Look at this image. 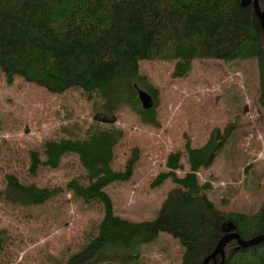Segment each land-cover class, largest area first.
<instances>
[{"label": "trees", "instance_id": "trees-1", "mask_svg": "<svg viewBox=\"0 0 264 264\" xmlns=\"http://www.w3.org/2000/svg\"><path fill=\"white\" fill-rule=\"evenodd\" d=\"M261 28L252 5H242L240 0H0V71L7 82L22 77L52 92L77 89L99 100L101 114L113 115L128 105L141 121L158 126V88L139 71L140 58L173 60L174 76L186 75L192 60L198 58L235 62L243 75L242 82L224 85L227 112L232 115L227 125L213 127L201 145L194 146L186 138L183 150L167 154L166 170L159 171L150 185L167 178L174 185L151 220L115 213L105 188L113 181L128 180L133 172L137 156L133 150L119 168L112 163L121 128L95 122L82 123L81 129L59 126L43 140L41 150H29L26 170L31 174L39 167H57L63 156L75 153L85 180L76 176L64 187L85 203L101 201L104 208L95 232L63 264H144L141 244L161 232L179 240V264H202L227 231L245 239L264 231V159L253 160L256 149L264 144L255 143L251 136L264 132ZM238 82L244 89L237 88ZM138 87L152 95L151 107L141 106ZM251 91L257 109L250 119L243 108L245 93ZM182 154L188 169L179 175ZM218 156L227 159L234 178L242 165L244 169L251 166L259 178L258 201L255 206L252 202L251 209L244 200L232 207L237 185L227 183L218 191L209 179L199 178V169ZM60 191L58 185L40 186L7 172L0 202L37 206ZM8 239L9 232L0 227V250ZM224 252L221 264H264V240L240 246L231 238ZM221 257L218 253L207 264H220Z\"/></svg>", "mask_w": 264, "mask_h": 264}, {"label": "rangeland", "instance_id": "rangeland-1", "mask_svg": "<svg viewBox=\"0 0 264 264\" xmlns=\"http://www.w3.org/2000/svg\"><path fill=\"white\" fill-rule=\"evenodd\" d=\"M173 67V60L139 59V71L158 88V126L141 121L128 105L113 115L101 114L94 95L89 99L73 88L52 92L22 77L9 83L0 71V186L5 174L12 172L24 181L40 186L55 184L61 190L37 206L0 202V227L9 232L7 245L0 250V264H63L84 246L103 216L101 201L85 203L64 187L70 178L85 180L75 153L63 156L57 167H39L35 174L26 170L29 150H41L43 140L56 133L59 126L81 129L82 123L95 122L98 126L111 124L121 128L122 135L114 147V167L119 168L132 150L137 156L128 180L113 181L105 187L113 211L132 220H151L156 216L168 189L174 185L170 178L157 186L150 185L159 171L166 170L167 154L177 148L183 150L186 138L198 146L206 141L213 127L224 128L232 117L227 112L224 85L232 80L243 81L240 67L232 61L194 59L184 76H174ZM251 68H255V63ZM239 82L237 88L244 89ZM252 93H245L243 108L250 119L257 109ZM251 136L255 143L264 144L262 130ZM224 158L218 156L200 168L199 178L209 179L218 191L227 183L237 185L232 207L244 200L251 209L252 202L255 206L258 201L259 178L251 166L244 169V165L234 178ZM263 159L264 148L259 147L253 160ZM181 163L182 167L176 170L179 175L188 169L185 154L181 155ZM261 178L264 181V175ZM181 252L179 240L168 233L161 232L154 240L141 244L144 264H179Z\"/></svg>", "mask_w": 264, "mask_h": 264}, {"label": "water", "instance_id": "water-1", "mask_svg": "<svg viewBox=\"0 0 264 264\" xmlns=\"http://www.w3.org/2000/svg\"><path fill=\"white\" fill-rule=\"evenodd\" d=\"M249 2L252 3L253 11L261 19V22H262L263 27H264V6L262 8H260L258 0H240V3L242 5H246ZM137 91H138V98H139V101L141 103V106L143 108L151 107L153 105V102H154L152 95L148 91H146L145 89L140 88V87L137 88ZM228 223L231 225L230 221ZM231 238L237 239L240 246H248V245L257 243L261 240H264V231L259 233V234L254 235L250 238H247V239L240 237V235L236 231H232V230L227 231L226 233H224L219 238L218 243L215 246V248L209 254H207L204 257L202 264H207L209 259L218 253H220L222 256L221 261H220V264H221L223 262V258H224V254H225L224 245H225L226 241L231 239Z\"/></svg>", "mask_w": 264, "mask_h": 264}, {"label": "flooded vegetation", "instance_id": "flooded-vegetation-1", "mask_svg": "<svg viewBox=\"0 0 264 264\" xmlns=\"http://www.w3.org/2000/svg\"><path fill=\"white\" fill-rule=\"evenodd\" d=\"M258 2H259V5H260V8H262L263 6H264V0H258ZM251 5H252V3L251 2H249ZM252 8H253V6H252ZM254 12V11H253ZM255 13V12H254ZM256 14V13H255ZM257 15V14H256ZM257 17H258V15H257ZM259 18V17H258ZM259 21H260V25L262 26V31H264V27H263V24H262V22H261V19L259 18Z\"/></svg>", "mask_w": 264, "mask_h": 264}]
</instances>
